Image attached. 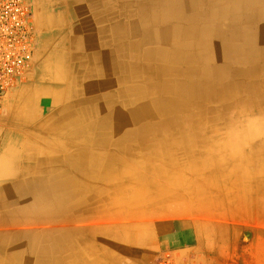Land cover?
Here are the masks:
<instances>
[{
    "label": "crops",
    "instance_id": "1",
    "mask_svg": "<svg viewBox=\"0 0 264 264\" xmlns=\"http://www.w3.org/2000/svg\"><path fill=\"white\" fill-rule=\"evenodd\" d=\"M40 1L43 3L49 0H29L34 4L37 13L40 9ZM58 1L64 3L65 7L68 5L70 10L72 7L73 18L77 20L74 26H65L69 33L83 37L86 31L79 28L80 18L77 17L75 8L77 4L82 6L94 0ZM85 14L84 18L92 13L89 11ZM68 56L70 59L63 75L55 76L44 73V70L36 75L28 73L26 81L29 85L26 83L23 88L13 89L8 94L12 97L14 93V96H20V99L10 123L0 120V226L6 225L5 217L11 215V212L9 213L10 210L12 211L11 204L19 203V207L22 206L25 211L29 202H32L31 195L35 194V190H40L37 193L42 200L40 203H46L49 194L52 193L47 182H43L41 186H34L33 181L42 179L43 175L31 173L28 162H40L49 157L62 156L60 154L67 150L65 146L70 145L65 144L68 139L60 137L63 133V120L59 116L61 112L59 110L65 107V103L60 102L59 99L72 90L75 92L73 99H68L67 104L77 106L84 100L91 101L104 94L102 90L99 91L100 94L95 89L87 92L88 97L76 93V90L82 86L93 88L95 81L82 74L81 63L75 60L78 56L76 50ZM51 63L49 59L43 61L45 68ZM44 67L41 65V69ZM106 80L107 77L104 78V81ZM89 94L92 96L90 97ZM240 98L243 97L239 96ZM192 103L200 106L192 104L188 114L185 115L186 119L189 115L195 119L193 123L190 120L184 122L183 129L188 133L189 146L188 142L184 145L171 144V142L162 144L149 139H130L120 142L112 140L110 142L112 144L103 148L101 145L104 144L99 143H95V146L84 145L77 137L72 140L75 147L84 145V148L96 155L98 169L94 172L84 170V173L81 169L76 170L71 176L68 175L72 178L74 186L68 189L63 184L62 188L58 187L56 191L59 209L64 214L56 225L59 230L57 237L59 249L56 256L58 264H156L165 256H169L173 264H225L226 252L238 256L237 264H264V249H258L260 246L264 247V232L257 233V227L264 228V204L256 207V204L240 196L258 193L264 198V102H259L256 107L232 106L227 109V106H231L232 100H224L222 96L212 95L207 100L199 98ZM127 111L130 112L129 109ZM178 112L179 109L174 112L175 115ZM31 113H34L32 117ZM92 114L87 128L93 131L95 137L99 129L109 130L120 127L121 129H116L131 132L148 127L157 128L159 125L156 119L150 121L151 124L148 126L145 123H127V125L112 123L113 114L110 111L104 114L98 113L99 117ZM102 115H106L104 118L108 122L100 126L96 121L103 119ZM23 118L28 119L23 121ZM49 123L57 125L58 132H52L49 130L50 127H45ZM115 137L118 136H113L112 139ZM110 158L115 165L113 171L102 168ZM198 186L201 189H198ZM225 197L229 201H226ZM219 200L223 202H221L223 208L220 207V203L216 205L217 207L209 204ZM71 210H74L71 213L74 217L68 219L66 216ZM238 210L239 213H235ZM195 211L197 215L199 214V221L191 218L193 216L191 214ZM256 217L261 221L258 222ZM30 225V222H24L14 229L25 230L32 228L28 227ZM242 226H247L248 229H241ZM1 230L6 232L7 229L0 228ZM243 230L245 233H242ZM64 249L66 250L63 252ZM8 257L11 259V254ZM33 257L20 253L19 258L13 259L12 262L16 263L18 259L19 262L24 263L28 258L32 260Z\"/></svg>",
    "mask_w": 264,
    "mask_h": 264
},
{
    "label": "bare ground",
    "instance_id": "2",
    "mask_svg": "<svg viewBox=\"0 0 264 264\" xmlns=\"http://www.w3.org/2000/svg\"><path fill=\"white\" fill-rule=\"evenodd\" d=\"M80 5H76L75 12L77 14H75L80 18V22L78 21L79 28L86 31V33L83 37L75 36L70 44H68V37H65L66 39L63 38L62 42L59 41V49L55 54V60L49 59L52 63L46 67V73L54 74L55 76L63 75L70 59L68 55H71L76 50L78 56L75 60L81 63L82 74L85 75L84 77L95 81L93 88L82 86L76 90V93L87 96L89 90L95 89L98 92L102 90L104 94L91 101L84 100L78 103L77 106L75 104H67V100H70L75 93L72 90L59 99L60 102L64 101L65 103V107L59 110L61 111L59 116L63 120V133L60 137L68 139L65 144L70 145L65 146L67 150L60 154L62 156L49 157L45 161L40 162H28L31 173L35 172V174L43 175L42 179L38 178L40 180L33 181L34 186H41L43 182H47L50 187L49 191L52 193L49 194V199L46 203H40L42 200L39 198L40 195L37 194L40 190H35V194L31 195L32 202H29L25 211L22 206L21 208L19 207V203L12 202L13 212L10 210L9 213L11 212V215L5 217L6 225L0 226L1 229H7L6 232L0 231V264H58L56 256L59 249L57 242L59 230H57L56 225L64 214L59 209L56 191L58 187L61 189L63 184L68 189L74 186L72 178L68 175L71 176L76 170L81 169L84 173V170H93L94 172L98 169L96 166V155L84 148V145L91 144L95 146V143H99L104 144L101 145L104 148L106 145L112 144L110 143L112 140L114 142L119 140L118 142H120V140L149 139L162 144L171 142V144L181 143L184 145L185 142H188L189 146L188 133L183 129L184 122L190 120L193 123L195 119L192 115L187 116L186 119L185 115L188 114V109L192 104L200 106V104L192 103V101L199 98L207 100L212 95L222 96L224 100H232L231 106H227V109L232 106L256 107L259 102H264V0H94L82 6ZM89 11L92 14L84 18L87 15L85 13ZM38 14L39 12L36 15ZM52 20L47 11L42 13L38 16L40 29L44 31L49 27V22ZM53 29L55 31V28ZM50 66L53 68H50ZM106 77L107 80L104 81ZM48 79L50 80V78ZM239 96L244 99H239ZM177 109L180 112L175 115L174 112ZM109 111L113 114L112 123H126V125L127 123H145L148 126L151 124L150 121L156 119L159 125L157 128L148 127L131 132L119 130L121 129L120 127L109 130L99 129L95 137L93 131L87 128L89 118L92 117V113L99 117L98 113L104 114ZM33 114H30L31 117ZM102 116L103 119L96 121V124L100 126L108 122L104 118L106 115ZM27 119L23 118L22 120L25 121ZM192 123L191 125H193ZM76 124L79 126H76ZM46 126L50 127L49 130L55 133L58 129L54 123H49ZM113 136L118 137L112 139ZM75 137L84 145L75 147L76 145L72 142ZM28 143L30 142L28 141ZM97 146L99 147L98 144ZM35 152L37 151L35 150ZM48 153L50 154V152ZM104 159L106 160L107 158L104 157ZM207 167L210 168V166ZM102 168L110 171L115 170V165L111 162V158L108 159V163ZM41 172L42 174H40ZM225 179L227 178L225 177ZM198 189H201L200 186H198ZM240 196L242 199L256 204V207L264 204V198L258 193L242 194ZM226 201L229 200L226 199ZM226 201L224 202L225 205L227 204ZM221 202L219 200V202L215 201L209 204L216 206L220 203V207L223 208L221 205L223 202ZM73 211L71 210L67 213L66 217L68 219L74 217L71 214ZM235 213L238 214L239 210L235 211ZM256 218L258 222L261 221L259 217ZM88 219L90 220V218ZM248 220L250 219L248 218ZM24 222H30L31 225L28 227L32 228L25 230L14 229ZM20 253H25L27 257L31 255L34 257L32 260L28 258L24 263L19 262L20 260L18 259V263H13L12 260L19 258ZM9 254H11V259L8 257Z\"/></svg>",
    "mask_w": 264,
    "mask_h": 264
},
{
    "label": "built area",
    "instance_id": "3",
    "mask_svg": "<svg viewBox=\"0 0 264 264\" xmlns=\"http://www.w3.org/2000/svg\"><path fill=\"white\" fill-rule=\"evenodd\" d=\"M28 0H0V106L29 73L34 55ZM156 264H173L165 256Z\"/></svg>",
    "mask_w": 264,
    "mask_h": 264
},
{
    "label": "rangeland",
    "instance_id": "4",
    "mask_svg": "<svg viewBox=\"0 0 264 264\" xmlns=\"http://www.w3.org/2000/svg\"><path fill=\"white\" fill-rule=\"evenodd\" d=\"M54 2H55V4H54ZM46 3L43 2L42 3L43 5L40 3L39 14L36 15L37 12L34 9V7H35L34 4H32V3H30L28 1L29 11L31 10L30 11L29 22H30V27H31L32 32H33V40H34V55H33V59H32L33 62H32V68L30 69L29 74H35V75L36 74H40L42 72V70H44V73H46V68L44 67L43 61H45V59H51L53 61L55 60V58H54L55 54H56V52H58L59 44H60V42L63 41V38L68 37V44H70V42L74 38V36H78L77 34L69 33V31L67 30L68 28H64L65 26L67 27L70 24H71L70 27H72V26H74L76 24L77 20L75 21V19L73 18L72 7H71V10H70V8H68L67 6L65 7L64 3H62L61 1L59 2L58 0H49ZM50 5H52L53 7L50 6ZM45 11H47L48 15L51 16V18L53 20L49 22L50 23L48 25L49 27H47L44 31H42V29H40L39 24H38V16H40ZM61 13H62V15H61ZM67 14H68L69 17L67 16ZM52 24H54L55 26L52 25ZM63 24H65V25H63ZM53 28H55V31H54ZM56 29H58V30H56ZM64 31H66V32H64ZM44 32L47 33V34H45ZM60 33H61V35H60ZM41 34H43V35H41ZM55 34H56V38H55ZM53 38H55V39H53ZM48 39H50V40H48ZM56 43H58V44L56 45ZM40 49H44V50H40ZM41 65H43V67H44L42 70H41ZM26 75L15 86L14 89H17L19 87L23 88V86L26 85V83H27ZM27 85H29V84L27 83ZM12 94H13L12 97L7 95V97H5L6 99L5 98L3 99V102L1 103V106H0V120L5 122V123H7V124L10 123L12 117L15 116L16 109H17L16 106H17V103L19 102V99H20V96L17 97V96H14V93H12ZM191 215H193V216H191L192 219H196V220L199 221V214L197 215L196 211L194 213H192ZM245 228L248 229L247 226H242L241 227V229H244V230H245ZM257 229H259L257 231V233L264 232V228L263 227H257ZM244 230L242 231V233H245ZM258 249H264V247L261 246V247H258ZM245 255L247 256L248 254H245ZM160 259L158 261H160ZM238 262H239V258H238V256L235 253L226 252V254H225V264H237Z\"/></svg>",
    "mask_w": 264,
    "mask_h": 264
}]
</instances>
